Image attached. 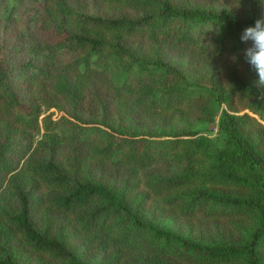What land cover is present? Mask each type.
<instances>
[{"label":"trees","instance_id":"trees-1","mask_svg":"<svg viewBox=\"0 0 264 264\" xmlns=\"http://www.w3.org/2000/svg\"><path fill=\"white\" fill-rule=\"evenodd\" d=\"M92 1L127 11L102 13L69 0H42L28 58L15 71L17 78L37 88L35 106L27 111L20 108L14 83L0 68V176H8L10 196L18 204L16 210L1 206L0 216L23 235L30 249L45 254L53 264L88 263L68 247L62 221L56 235L51 233L49 218L51 223L42 231L34 227L31 212L39 207L69 216L81 233L115 248L112 263L106 264H118L125 252L139 250L201 261L242 257L246 264H264L259 253L264 242V174H255L264 170V154L258 140L244 131L264 121V97L253 84L254 74L249 70L250 78L243 80L228 69L230 86L216 94L228 104L234 96L246 99L253 115L223 110L216 123L220 141L190 130L111 126L104 118L100 95L102 87L149 110L185 109L198 97L196 83H189L188 75L165 57L160 43L169 39L215 58L238 57L245 47L240 34L258 17L191 8L172 0ZM136 38L150 41L147 54L131 44ZM159 75L171 81L147 80ZM88 96L101 106L103 119L98 126L86 124L77 113ZM50 97L67 103L71 120L40 117V105L55 106ZM59 127L70 132L68 153L63 155L58 154L60 141L52 134ZM82 141L90 147L85 156L80 154ZM165 160L188 165L166 175L157 168ZM192 160H197L194 167L189 165ZM89 161L121 164L127 174L119 186L108 187L90 178L85 166ZM223 185L246 187L252 194L226 193L218 187ZM137 191L140 199H157L186 217L253 213L255 226L246 232L244 244H201L143 219L131 203Z\"/></svg>","mask_w":264,"mask_h":264},{"label":"rangeland","instance_id":"rangeland-1","mask_svg":"<svg viewBox=\"0 0 264 264\" xmlns=\"http://www.w3.org/2000/svg\"><path fill=\"white\" fill-rule=\"evenodd\" d=\"M172 2L191 8L231 11L236 15L245 17L255 15L259 17L264 11L261 0H172ZM42 0H0V68L8 71V77L13 81L16 91L21 98L20 108L27 111L36 103L37 88L28 81L15 76V71L28 58L27 48L31 43L39 19V7ZM72 5L84 9H94L98 12L117 14L126 12V8L116 5L103 4L92 0H69ZM8 15V17H7ZM159 42V41H158ZM131 44L147 54L150 50V41L136 38ZM165 57L179 69L184 71L189 83H196L198 97L193 99L188 107L174 112L149 110L131 104L120 94L113 91H102L100 95L105 103V120L111 126L143 128L158 132H180L183 130L197 131L199 135L210 136L220 141L217 133V120L223 110L234 114L251 112L246 107L247 100L234 96L229 104L221 101L218 90H227L230 86V71L233 68L238 77L246 80L250 78V69L243 59V55L215 58L209 53L196 52L192 48L184 47L165 40L160 43ZM147 80L153 84H162L171 81L169 76H152ZM40 96V95H39ZM55 104L47 108L40 105L41 115L52 119L67 117L72 119L67 103L56 97H50ZM78 115L86 124L99 125L101 106L88 96L78 105ZM253 115V114H251ZM256 116V115H255ZM259 119L258 116H256ZM260 120V119H259ZM0 123V131H1ZM251 140H258V148L264 154V121L261 124H252L244 129ZM41 132L36 134L40 138ZM64 127L55 128V134L60 141L58 154L68 153L70 135ZM1 134V132H0ZM72 141V140H71ZM77 142V141H75ZM80 154L85 156L90 147L88 143L80 142ZM197 160H192L190 166H195ZM87 165L90 178L102 182L108 187L119 186L127 174V168L117 163L106 161H89ZM188 164L177 163L169 160L161 162L157 168L166 175L176 174ZM264 170H255V174ZM222 191L230 194L251 195V190L238 186H218ZM141 191L131 197V203L136 206L138 214L145 220L151 221L162 227L169 228L178 234L195 242L206 245L244 244L246 232L255 226V214L244 213L226 217L204 218L201 216L186 217L176 208L165 207L159 200L151 198L143 200ZM5 206L16 210L17 202L10 196L8 176H0V207ZM51 219L53 224L47 219ZM31 219L34 227L42 231L44 226L51 223V233L56 235L59 222L65 224L64 232L67 235V245L72 252L77 254L88 264L112 263L115 248L104 244L102 241L81 233L69 216L47 207L32 210ZM259 253L264 260V242L259 247ZM0 261L11 264H53L48 256L33 251L25 243L23 235L5 222L0 216ZM160 262L162 264H246L242 257L228 260L201 261L183 254H157L150 250L125 252L123 260L118 264H147Z\"/></svg>","mask_w":264,"mask_h":264},{"label":"clouds","instance_id":"clouds-1","mask_svg":"<svg viewBox=\"0 0 264 264\" xmlns=\"http://www.w3.org/2000/svg\"><path fill=\"white\" fill-rule=\"evenodd\" d=\"M261 4H264V0H261ZM240 41L245 45L243 59L255 76L253 84L264 97V11L252 25L242 30Z\"/></svg>","mask_w":264,"mask_h":264}]
</instances>
